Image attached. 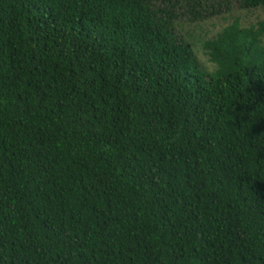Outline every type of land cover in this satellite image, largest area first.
Listing matches in <instances>:
<instances>
[{
  "label": "trees",
  "instance_id": "obj_1",
  "mask_svg": "<svg viewBox=\"0 0 264 264\" xmlns=\"http://www.w3.org/2000/svg\"><path fill=\"white\" fill-rule=\"evenodd\" d=\"M172 18L0 0V264H264V23Z\"/></svg>",
  "mask_w": 264,
  "mask_h": 264
},
{
  "label": "rangeland",
  "instance_id": "obj_2",
  "mask_svg": "<svg viewBox=\"0 0 264 264\" xmlns=\"http://www.w3.org/2000/svg\"><path fill=\"white\" fill-rule=\"evenodd\" d=\"M151 3L173 15L172 34L181 41L192 42L198 64L208 70L210 65L199 49L204 38L233 21L240 27L255 25L258 21L264 23V9L242 10L236 0H151ZM262 41L264 43V35Z\"/></svg>",
  "mask_w": 264,
  "mask_h": 264
}]
</instances>
